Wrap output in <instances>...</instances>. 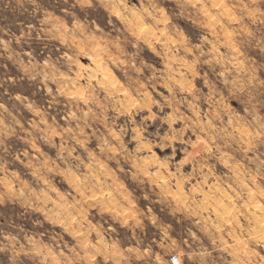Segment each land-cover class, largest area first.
Wrapping results in <instances>:
<instances>
[{
    "label": "rangeland",
    "instance_id": "rangeland-1",
    "mask_svg": "<svg viewBox=\"0 0 264 264\" xmlns=\"http://www.w3.org/2000/svg\"><path fill=\"white\" fill-rule=\"evenodd\" d=\"M69 8L66 13L57 0H38L35 5L13 0L10 7L0 6V17H4L0 23L11 24L17 34L16 20L51 28L72 55L71 49L79 44L74 25L106 13L99 7L93 12L89 0H71ZM111 10H120L115 0ZM172 23L175 31L137 33V38L141 59L163 69L174 88L189 89L188 107L168 110L171 119L187 118L172 125L184 126V135L171 138L175 134L165 124L160 134L169 137L165 142L170 146H153L142 165L150 174L138 176L131 184L118 177L101 155L115 150L114 143L104 142L103 129L95 140L78 137L77 145L64 118L49 106L44 78L56 68L46 58L30 70L37 79L25 83L20 91L33 102L34 110L21 109L18 116L27 131L6 127L12 124L7 116L0 124V149H7L0 150V264H67V252L62 254L63 246L53 243L58 233L73 250L76 264H135L133 255L146 251L152 241H179L183 229L196 221L202 242L196 250L213 252L212 257L198 256V261L219 257L224 264H245L246 253L259 251L253 249L249 236L259 239L264 235V167L249 159L253 153L245 155L252 136L239 106L248 107L252 97L264 104V0H198V10H185L183 18L175 17ZM91 61L89 56L79 62L89 67ZM217 79L226 82L228 94ZM118 83L111 81L113 88ZM127 105L134 107L133 99ZM224 115L229 123H217V117ZM158 127L147 131L155 132ZM111 131L121 137L120 146L128 149L132 136H122L116 126ZM136 134L134 147L147 153L139 139L142 134ZM69 152L73 156L86 153L83 171L100 176L99 190L88 198L98 199L106 216L117 218L120 226L113 225L114 233L101 234L98 222H104L94 211L80 208L79 215L73 214L61 184L81 190V173L66 163ZM16 155L23 163L14 159ZM106 177L110 183H103ZM145 184L154 196L152 203L146 204L138 194ZM148 208L155 223L143 221V230L127 227L131 218L141 219L139 214ZM57 221H64L66 231L60 227L53 231L50 222Z\"/></svg>",
    "mask_w": 264,
    "mask_h": 264
},
{
    "label": "clouds",
    "instance_id": "clouds-1",
    "mask_svg": "<svg viewBox=\"0 0 264 264\" xmlns=\"http://www.w3.org/2000/svg\"><path fill=\"white\" fill-rule=\"evenodd\" d=\"M29 2L35 5L38 0ZM12 3L13 0H0L2 7H10ZM15 3L22 5L23 0H15ZM115 3L119 5V11L111 10L113 0H89V8L93 12L99 7L106 14L97 15L95 19L89 17L82 25H74L79 44L71 49L72 55H68L69 49L62 47L66 42L54 34L51 28L16 20L15 24L19 29L17 34L12 30L11 24L0 23V124L5 123L4 117L7 116L11 118L12 124L6 127L27 131L18 116L21 109L33 111L34 105L20 89L25 83L36 81V75L30 70L38 67L40 60L47 58L48 64L56 68V71L44 78L43 86L50 97L49 106L57 110V115L64 118L67 131L72 134L70 138L79 145L78 137L95 140L103 129L104 142L114 143L115 150L110 148L107 155L103 152L101 155L118 177L127 179L131 184L138 176L150 174L149 169L143 168L142 165L150 157L153 146L159 148L170 146L165 142L169 137L160 134L165 124L168 125L169 132L175 134L171 138L175 139L177 136L183 138L185 127L173 128L172 125L177 123V119L187 118L171 119L168 110L178 111L181 106L187 108L190 103L186 95L189 89L174 88L163 69H157L141 59L137 33L154 31L165 35L169 30L175 31L173 18H183L185 10L189 13L198 10V0H115ZM61 4L65 12L69 13L71 0H57V6ZM3 19L4 17H0V20ZM64 30L68 31V28L65 26ZM48 54L51 56L48 57ZM200 55H203L202 51ZM89 56L92 57L91 64L85 67L79 61L81 57ZM112 80L119 82L117 87H112ZM216 83L228 94L226 82L217 79ZM130 98L133 99L134 107L127 105ZM239 111L242 118L247 121L252 136L245 155L253 153L249 159L264 167V159H261L264 157V104L252 97L248 101V107L245 108L241 104ZM217 123H229L228 117L226 115L217 117ZM157 125L160 127L156 128L155 132L147 131L148 128H155ZM113 126L119 128L122 136H132L128 149L120 146L121 137L111 131ZM86 129L92 131L86 133ZM137 132L142 134L139 139H143L147 153L144 148L134 147L138 141ZM156 141L160 143L155 144ZM257 143L260 147H257ZM2 144L3 140H0V145ZM0 150L7 152L6 148ZM75 151L74 147L72 152ZM72 152L68 153L69 159L66 163L81 173L79 177L81 190L64 184H61V188L66 199L72 204L73 214L79 215L80 208L94 211L99 220L104 222L102 224L98 222L101 234L114 233L116 227L120 226L117 218L106 216V210L98 199L88 198L94 190H99L100 176L85 174L83 171L86 168L85 160L88 159L86 153L73 156ZM23 155L27 157L28 152H24ZM14 159L23 163L19 155L14 156ZM86 180L88 183L84 184ZM110 180V177H106L103 183H110ZM8 190L13 191L12 186H9ZM138 194L146 204L154 201L147 184ZM116 195L119 196V193ZM2 202L0 199V203ZM39 210L37 208V211ZM139 215L141 219L131 218L132 223L127 227L143 230V221L155 223L150 208ZM50 223L53 231L57 227L64 230V221ZM199 224L200 222L196 221L185 227L184 236L179 241L163 238L152 241L146 251L133 255V261L135 264H224L223 259L219 257L208 262L196 259L203 255L213 256L212 251L196 250L197 246L202 247L201 236L197 235V231L200 230ZM249 241L253 249L259 248V251L252 250L250 254L246 253L245 264H264V255H261L264 253V235L259 239L249 236ZM53 243L63 246L61 252L62 254L67 252V264H76L73 250L63 241L61 234L53 237ZM138 243L141 241L138 240ZM214 244L213 241L210 247ZM128 251L136 252L135 249Z\"/></svg>",
    "mask_w": 264,
    "mask_h": 264
},
{
    "label": "bare ground",
    "instance_id": "bare-ground-1",
    "mask_svg": "<svg viewBox=\"0 0 264 264\" xmlns=\"http://www.w3.org/2000/svg\"><path fill=\"white\" fill-rule=\"evenodd\" d=\"M261 210V209H260ZM262 220V219H261ZM262 223V222H261ZM264 228V227H263Z\"/></svg>",
    "mask_w": 264,
    "mask_h": 264
}]
</instances>
